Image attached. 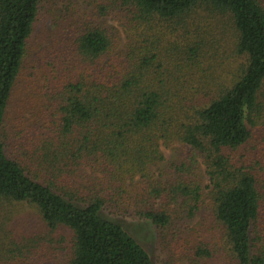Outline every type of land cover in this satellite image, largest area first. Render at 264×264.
I'll return each instance as SVG.
<instances>
[{"label":"trees","instance_id":"1","mask_svg":"<svg viewBox=\"0 0 264 264\" xmlns=\"http://www.w3.org/2000/svg\"><path fill=\"white\" fill-rule=\"evenodd\" d=\"M63 1L0 0V264H264V0Z\"/></svg>","mask_w":264,"mask_h":264},{"label":"rangeland","instance_id":"2","mask_svg":"<svg viewBox=\"0 0 264 264\" xmlns=\"http://www.w3.org/2000/svg\"><path fill=\"white\" fill-rule=\"evenodd\" d=\"M56 3L58 4L56 6V9L60 8V9H64V6H66L65 2L63 0H55ZM41 30V24L37 25L36 31H40ZM17 97V96H16ZM18 99V97H17ZM163 152L165 154V157L167 158V160L172 159V153L170 150H166L163 149ZM31 218L34 219L36 218L33 214H31ZM116 221H119V223H116L120 226H122L126 231H128L131 235H133L138 242L146 249V251L150 254V256L152 257V259L156 262V264H164L163 260L165 259V255L164 253H160L157 248H158V240H157V236H156V231L154 229V227H152L151 223L148 221H144V222H132L130 220H120L117 219ZM124 226H123V225ZM3 232L0 231V235H2ZM44 257L43 260H41ZM31 256H28L27 260L30 259ZM38 257H40L41 261L39 260L38 262L36 261H32L34 263H27V264H41V263H45V260L50 258L48 264H66V256L63 254H59L58 252L55 253L54 251L50 250L49 253H39ZM18 262H13L10 261V263L13 262V264H23L25 261H22L20 259H18ZM161 260V261H160ZM21 261V262H20ZM43 263V264H44ZM3 264H8V263H3ZM186 264H188L186 262Z\"/></svg>","mask_w":264,"mask_h":264}]
</instances>
